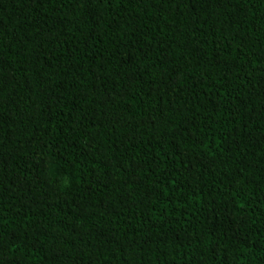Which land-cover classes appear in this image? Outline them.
Listing matches in <instances>:
<instances>
[{"label":"trees","instance_id":"1","mask_svg":"<svg viewBox=\"0 0 264 264\" xmlns=\"http://www.w3.org/2000/svg\"><path fill=\"white\" fill-rule=\"evenodd\" d=\"M0 264H264V0H0Z\"/></svg>","mask_w":264,"mask_h":264}]
</instances>
